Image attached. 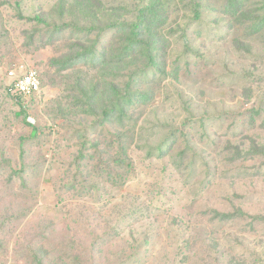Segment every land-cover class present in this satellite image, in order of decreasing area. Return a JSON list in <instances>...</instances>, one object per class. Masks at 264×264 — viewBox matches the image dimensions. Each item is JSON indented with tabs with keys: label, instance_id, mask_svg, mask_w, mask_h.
Here are the masks:
<instances>
[{
	"label": "rangeland",
	"instance_id": "1",
	"mask_svg": "<svg viewBox=\"0 0 264 264\" xmlns=\"http://www.w3.org/2000/svg\"><path fill=\"white\" fill-rule=\"evenodd\" d=\"M145 1L0 0V264H264V105L252 110L264 100V34L221 29L225 0H161L145 37L167 52L141 82L147 98L105 122L88 88L105 78L111 93L145 61L101 76L82 59L54 64L75 43L110 42L108 27L138 20ZM36 15L93 34L52 36ZM216 27L228 42L213 40ZM30 68L41 92L24 104L10 71Z\"/></svg>",
	"mask_w": 264,
	"mask_h": 264
},
{
	"label": "trees",
	"instance_id": "2",
	"mask_svg": "<svg viewBox=\"0 0 264 264\" xmlns=\"http://www.w3.org/2000/svg\"><path fill=\"white\" fill-rule=\"evenodd\" d=\"M164 5L165 1L147 0L144 2L142 13L138 20L118 21L108 27L110 28L108 33H111L110 42L105 43V41L103 42L101 40H94L90 45L87 46L83 42L75 43L74 47L69 50L68 53L63 55L62 58L58 57L54 60V64L60 65L59 69L65 70L74 65L77 60L82 59V61L85 63L92 65L94 70L100 71V76L107 73L108 68L117 63L120 65V68L125 66L122 69H126V63L128 60L134 59L133 57L135 55H139L141 57L140 60L145 61L142 67L137 68V70L129 76L125 86L121 87L120 85H113L114 89L111 93H107L105 91V86L107 84L105 78L101 79L102 81L90 86L92 88L91 91H89L88 88L86 92L87 100L90 103H95L96 105L99 102L102 104L101 116L103 117V122L111 118L114 119L117 115V118L122 119L128 107L147 98V94H144L140 88L141 82L147 75H150V73H156L154 70H156L161 64L159 58L161 52L162 56H164L167 51L162 46H160V41L154 38L153 34L146 38L145 32L151 31V20L157 17L156 15H158V12L164 11ZM190 10L192 12V20H199L202 18L203 9L200 2H192V7ZM221 16L222 19L219 22H222L224 25L221 27V29L225 28L228 33H230L232 30H237V28H245L251 35L264 34V1L262 7L253 8L250 4V0H225L221 10ZM27 19L37 22L41 28L39 31L44 30L46 32H50V35L52 36H57L67 30H70L71 32L74 31L72 24H51L39 15L27 17ZM216 24L217 27L220 25L218 24V20ZM73 27L78 28V32H82L81 35H77L80 36L81 39L93 34L92 28L78 26ZM221 29L218 30L217 28L218 31H212L209 29L212 31L210 34H212L214 37L213 40L217 42L223 39L224 42H228L232 37V34L227 38L228 33H222ZM183 31L184 36L187 37L186 26L184 27ZM73 34H76V32ZM121 36H125L124 45L118 49L117 53H112L109 51V49L112 47V45H114L115 41H117V38ZM233 40L236 42V47L238 49L240 48L241 50H248V47H246L247 44H245L243 40L235 37ZM184 42H186V45L188 46L186 49H189V45L187 44L188 41L185 39V37ZM262 78L264 79V77ZM244 88L246 87L244 86ZM11 96L18 102L25 104V97L22 95ZM88 105L94 108V105ZM263 105L264 100L260 101V107L258 106L256 109L252 110L258 111L259 109L263 108ZM176 134V132L172 133L174 137H168L164 142L158 144L155 148H153L151 154H157L158 156L165 155L167 147L170 148L173 145L174 140L175 142L178 141L179 138ZM169 142L171 143L169 144ZM254 146L256 147V144ZM238 213L242 214L243 212ZM238 213L231 215L223 214L221 217L225 218L228 216V218H232ZM254 218L256 219L257 217ZM36 264H43V257L41 255L36 256Z\"/></svg>",
	"mask_w": 264,
	"mask_h": 264
},
{
	"label": "built area",
	"instance_id": "3",
	"mask_svg": "<svg viewBox=\"0 0 264 264\" xmlns=\"http://www.w3.org/2000/svg\"><path fill=\"white\" fill-rule=\"evenodd\" d=\"M10 75L14 78L9 88L11 95H22L27 98L41 92L40 75L35 68H30L20 75H16L15 71L12 70Z\"/></svg>",
	"mask_w": 264,
	"mask_h": 264
}]
</instances>
